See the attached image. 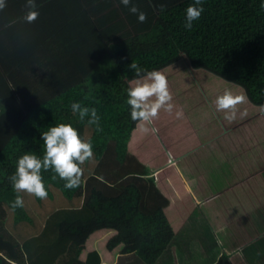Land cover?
Instances as JSON below:
<instances>
[{"label":"trees","instance_id":"trees-1","mask_svg":"<svg viewBox=\"0 0 264 264\" xmlns=\"http://www.w3.org/2000/svg\"><path fill=\"white\" fill-rule=\"evenodd\" d=\"M60 2L68 21L54 31V47L28 37L36 23L0 9V264H114L127 254L158 264L199 209L230 264H264L263 244L247 242L248 233L264 234L259 0H203L191 29L183 24L193 0H134L143 22L119 0ZM131 61L168 82L173 108L159 109L151 123L129 115ZM226 88L243 97L232 120L215 107ZM73 100L97 109L99 131L70 111ZM60 122L91 139L79 183L66 188L42 169L44 198L17 193L8 179L16 158L42 155L40 133ZM17 194L23 207L12 208ZM31 210H48L41 228ZM17 227L27 230L23 240Z\"/></svg>","mask_w":264,"mask_h":264},{"label":"clouds","instance_id":"clouds-1","mask_svg":"<svg viewBox=\"0 0 264 264\" xmlns=\"http://www.w3.org/2000/svg\"><path fill=\"white\" fill-rule=\"evenodd\" d=\"M6 0H0V9L5 7ZM119 3L127 8L130 13L136 15V19L143 22L146 12L137 7L134 0H119ZM25 11L23 20L31 23L39 15L38 0H24ZM259 6L264 10V0H259ZM163 8L164 6L161 5ZM203 11V0H193L184 10V24L186 29L193 27V21L198 20ZM134 71L135 76L126 89V102L129 105V115L133 121H146L151 123L152 118L162 107L171 111L173 104L168 88L166 76L158 69L148 70L131 61L127 65ZM154 97V99H153ZM243 97L234 95L230 89H224L222 94L215 97L217 110H226L224 116L232 120L236 116L235 105ZM70 111L79 120H85L87 124L94 125L100 130V117L95 107L82 105L80 101L73 100L69 104ZM264 109V105H261ZM177 115H180L177 112ZM155 131V129H153ZM43 142V153L37 155L32 151H24L16 158L15 171L8 177L12 189L17 193L21 190L31 193L36 197L44 198L46 188L41 176V170H51L64 181V187H75L81 177L82 164L93 155L91 139H84L78 135L77 129L71 123L51 124L46 131L40 133ZM55 178V177H53ZM22 196L17 194L10 201L12 208L23 207Z\"/></svg>","mask_w":264,"mask_h":264},{"label":"rangeland","instance_id":"rangeland-1","mask_svg":"<svg viewBox=\"0 0 264 264\" xmlns=\"http://www.w3.org/2000/svg\"><path fill=\"white\" fill-rule=\"evenodd\" d=\"M53 7V6H52ZM51 7V8H52ZM50 8V9H51ZM46 20L44 13H39V15L36 17L32 23L40 22L42 25L43 22ZM38 44V52L36 56H39V50L41 49V40H37ZM36 43V41H35ZM48 44V47L51 45H57L53 42V44L46 42ZM57 47H55L56 49ZM64 57V54L61 53ZM48 58V57H46ZM92 163H96L95 159H93ZM128 163H133V159H130ZM97 176V175H96ZM144 177L147 178V175ZM88 181V180H87ZM104 183L109 184L108 181L102 180ZM54 200L47 201L46 205L48 208L53 207V204L57 198L58 200V192L56 190L54 191ZM264 205L259 209L258 217L260 218V228L264 230ZM46 211L48 210H31V214L33 215L34 220L39 221L38 227L41 228L43 226V223L46 219ZM255 218V216H254ZM257 222V221H256ZM209 223H207L205 216L201 212V209H199L198 213L193 215L189 221L187 226L183 229L181 234L176 238L174 243L171 245L169 250L163 255V257L160 259L158 264H230V261L226 257V250L222 246V239L220 238V235L216 236L211 232L210 228L207 226ZM7 227L10 226V221H7ZM10 229V227H9ZM31 231V232H36ZM226 232V229L224 230ZM15 236L18 237V239L23 240L22 238H26L28 235L27 230H23V232L20 231V228H15ZM21 234V235H20ZM27 234V235H26ZM258 234H260V238L258 237ZM260 232H254L252 234L248 233L247 242L251 243H257L260 242V244H263L264 246V234L261 236ZM216 236V237H215ZM243 242H239L241 244ZM238 244V243H237ZM235 246V245H234ZM234 249V248H232ZM125 257H127V261L125 264H145L141 262V260L136 257V255H124L122 256V262L125 261Z\"/></svg>","mask_w":264,"mask_h":264},{"label":"crops","instance_id":"crops-1","mask_svg":"<svg viewBox=\"0 0 264 264\" xmlns=\"http://www.w3.org/2000/svg\"><path fill=\"white\" fill-rule=\"evenodd\" d=\"M61 4L62 3L60 2V0H38L37 6L40 7L39 13H44L46 20L43 22L42 25L40 24V22H35L36 24L34 26H32V29L30 31L31 35L30 34L28 35V37L31 38L32 41H33V39L43 37L46 39V42H49L51 44H53V42L57 43L56 38H58V35L54 31L60 29V27L62 25H66V23L68 21V14H67L66 10L64 8H62ZM5 7H11L12 13H10V15H11L10 18L13 17V15H16L17 18H19L21 21H23L22 16H23V12L25 11L24 0H6ZM5 16H9V14L7 13V14H5ZM18 26H20V25H18ZM49 35H50V37H49ZM0 43H1L0 50L2 53V52H4L3 48L6 50V47H5V43H4V46H3L2 41ZM54 46L55 45H53L52 47H54ZM7 49H9V48H7ZM15 49H18V48L14 47L13 51ZM122 256H124V255H119L114 264H125V262L127 261L126 260L127 257H125V261L122 262V260H121Z\"/></svg>","mask_w":264,"mask_h":264}]
</instances>
